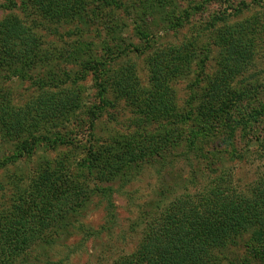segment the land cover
Instances as JSON below:
<instances>
[{"label":"rangeland","instance_id":"374dc122","mask_svg":"<svg viewBox=\"0 0 264 264\" xmlns=\"http://www.w3.org/2000/svg\"><path fill=\"white\" fill-rule=\"evenodd\" d=\"M74 2L73 12L50 16L34 0H0V22L23 23L34 34L38 51L34 57L38 62L32 66L0 60V96L15 108L49 91L47 85L61 84L65 72L80 77L86 62L109 56L110 45L116 53L106 73L85 71L79 79L80 98L68 120L75 122L71 132L76 145L51 148L43 143L32 154L16 158L17 141L0 138V212L10 210L46 166L66 162L76 171L91 156L92 145L96 151H109L124 141L161 135L169 137V145L176 144L161 156L147 154L136 168L113 178L97 169L92 185L110 190L105 196L92 193L82 209L65 218L64 227H54L27 252L21 264H114L138 248L146 213L164 209L182 194L214 187L222 177L238 189L264 178V0ZM222 14L226 23L218 20ZM246 20L252 26L255 49L247 69L235 78L243 96L227 118V123L237 118L230 133L212 117L204 120L197 108L218 69L225 30ZM169 45L181 47L187 58L169 82L172 113L156 114L143 103L149 95L141 98L152 89L151 56ZM124 75L134 76L142 89L132 99L120 91ZM99 83L106 88V104L92 128L88 113L100 103ZM52 128H44V133L51 137ZM190 140L195 145H188ZM102 157L108 163L109 153ZM262 247L247 231L236 237L234 245L219 250L210 264H264Z\"/></svg>","mask_w":264,"mask_h":264},{"label":"trees","instance_id":"16d2710c","mask_svg":"<svg viewBox=\"0 0 264 264\" xmlns=\"http://www.w3.org/2000/svg\"><path fill=\"white\" fill-rule=\"evenodd\" d=\"M34 2L38 9L50 16L65 15L75 10L74 0ZM218 20L226 23L228 19L222 14ZM248 22H240L238 27L232 26L233 30H225L218 69L197 108L204 120L212 117V121L222 124L230 133L237 118L230 123H227V118L236 110L243 96L235 78L247 69L254 56L255 41L250 37L252 26ZM21 24L13 19L0 22V60L32 66L38 62L34 59L38 52L36 38ZM144 35L149 37L146 33ZM108 51L110 54L104 61L86 62L80 77L71 78L65 72L61 84H46L51 89L23 107L15 108L0 96V138L3 142L17 141L19 154L14 157L32 154L43 143L51 148H58L60 144L76 145L71 132L72 126L73 131L76 129L75 122L71 124L68 120L76 111L80 98L77 84L85 71L99 76L109 70L116 53L112 45ZM184 54L181 47L169 45L158 48L151 56L152 89L143 92L141 98L152 97L143 101L148 103V111L172 113L174 105L169 82L178 76L179 65L187 58ZM126 76L119 88L127 99H132L142 89L134 76ZM99 86L100 103L88 113L92 128L106 104V88L102 83ZM50 126L53 127L51 137L43 130ZM169 143V137L161 135L149 140L135 138L130 142L124 141L109 151H96L92 145L88 151L91 156L81 161L76 171L71 170L66 162L43 168L20 193L10 210L0 212V264H21L20 259L54 227H64L61 224L65 218L82 209L92 193L105 196L110 188L92 185L97 169L113 178L123 170L136 168L147 154L161 156L166 150L170 151V146L176 143ZM193 144L194 140L188 141V145ZM107 153L110 158L108 163H104L106 159L102 156ZM217 181L214 187L195 194H182L173 198L164 209L146 213L138 248L114 264H210L219 250L234 245L236 237L247 231L252 232L254 242L264 250V178L246 189L234 187L224 177Z\"/></svg>","mask_w":264,"mask_h":264}]
</instances>
